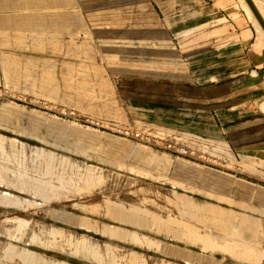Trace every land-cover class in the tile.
<instances>
[{"label":"rangeland","instance_id":"1","mask_svg":"<svg viewBox=\"0 0 264 264\" xmlns=\"http://www.w3.org/2000/svg\"><path fill=\"white\" fill-rule=\"evenodd\" d=\"M4 1L0 15L17 22L29 13L61 9L49 6L54 0L44 6L36 0ZM104 1L81 4L95 10L86 14V60L102 62L106 78L87 76L80 79L84 87L79 79H61L38 96L28 80L15 85L20 79L14 71L0 83V194L9 196L5 203L0 199V264H264V198L257 197L264 194V161L243 154L255 140L239 130L243 116L221 129L206 105H179V98L164 97L157 88L167 82L204 83L210 89L215 82L200 72L213 59L195 60L196 49L175 47L168 32L159 40L152 5L149 14L127 10L144 0H117L113 13H98L107 9ZM71 3L76 6L77 0ZM69 15L77 19L76 13ZM145 23L150 29L141 30ZM7 27L0 30L2 46L7 33L16 32ZM53 29L33 35L40 43ZM74 33L69 32L70 45L77 49ZM127 81L128 94L121 85ZM19 88L24 92L15 91ZM263 104L240 108L253 116ZM230 105L238 107L235 101ZM103 145L112 154V148L123 150H117L121 161L108 156ZM145 147L152 150L149 156L168 154L169 166L143 170L136 162ZM218 179H225L223 185ZM182 193L236 215L204 214ZM206 231L224 243L235 240L234 251L208 249L195 236ZM244 245L259 262L242 257Z\"/></svg>","mask_w":264,"mask_h":264},{"label":"crops","instance_id":"2","mask_svg":"<svg viewBox=\"0 0 264 264\" xmlns=\"http://www.w3.org/2000/svg\"><path fill=\"white\" fill-rule=\"evenodd\" d=\"M21 1L25 4L29 0ZM36 2L37 5L44 6L50 1L36 0ZM53 2L54 4H49L50 7L61 9L43 11L44 13L37 11L34 15L29 13L23 15L18 22L14 18L0 15V30L6 29V26H10L7 29L15 28L16 30V32L7 33L3 46L0 45V83L11 76V71H14L16 72L13 75L14 78L20 79L19 82H15V85L23 87L24 81L28 80L30 85H35L37 95L44 92L42 89L47 91L53 87L55 81L61 83V79L70 77L79 79L78 85L81 84V87H84V80L80 81V79H85L87 76L106 78L109 75L108 70L104 72L102 62L87 61L85 56L86 14L94 13L95 10H87L82 6L81 0H77L76 6L71 3V0H54ZM104 2L108 3L107 9L97 10L98 13L111 14L118 9L117 0ZM253 2L264 18V0H253ZM3 3L7 5L10 2L6 0ZM150 5L158 14L156 29L159 40L165 38L168 32L175 47L188 45L196 49L193 51L196 58L192 57L191 60L193 58L195 60L213 59L206 65L203 70L205 72H200L201 75L204 74L203 77H207V80L215 82L210 89H204V83L183 85L161 82L157 83L158 92L164 97L175 95L179 98V105H206L209 110H212L210 119L216 120L214 125L220 126L221 129L230 127V122L238 118L237 116H243L239 122V130L248 131V134L253 137L252 140L255 139L253 143L243 147V154L258 155L264 161V110L253 113V116H247L246 109L240 108V105H262L264 102V32L262 33L263 29L247 2L245 0H144L141 6H128L127 10L132 8L133 11L139 10L141 14H149L146 10L150 9ZM71 12L77 14L76 20L69 15ZM47 27L62 32L54 35V29L52 32L46 31L42 35L41 42L38 43L40 40L38 35H33L34 32ZM139 28L148 30L150 25L145 23ZM69 32H77L72 36L77 40V49L71 48ZM55 38L60 39V43L57 40L56 47ZM114 72L117 75L122 74L118 70ZM129 84L128 81L121 84L126 94L130 92ZM15 91L24 92L22 88ZM234 101L238 107L230 105ZM212 102L218 104L214 106ZM209 105L212 106L209 107ZM232 110H237L238 115ZM213 111H219V113L214 112V116ZM228 112L231 117L226 116ZM247 127L252 129L249 130ZM140 149L142 154L137 156L136 163L142 165L143 170L150 171L156 168L162 172L161 169L165 168L162 164L169 166L168 154L149 156L151 149L148 150L146 147ZM184 162L179 161L176 166L180 167ZM203 181L206 182V179ZM224 181L225 179H218L216 184L223 185ZM239 186L240 189H246V184L240 183ZM259 193L264 198L263 192ZM189 202L204 207V214L208 210L234 214L230 209L215 203L197 202L192 196H189ZM216 225L219 226V223L217 222ZM232 227L239 228L237 225ZM200 235L202 234L199 232L195 236L200 237ZM207 235L216 238L208 231L205 237ZM207 248L209 249L208 246Z\"/></svg>","mask_w":264,"mask_h":264},{"label":"bare ground","instance_id":"3","mask_svg":"<svg viewBox=\"0 0 264 264\" xmlns=\"http://www.w3.org/2000/svg\"><path fill=\"white\" fill-rule=\"evenodd\" d=\"M246 1V0H245ZM253 12V11H252ZM263 29V28H262ZM260 30H261V28H260ZM262 31V33L264 32V30H261ZM264 34V33H263ZM264 103V102H263ZM264 105V104H263ZM1 144L3 143V142H0ZM15 143V141L13 140V139H11L10 140V145H13ZM104 146V145H103ZM104 149H105V153L108 155V156H112V157H114V158H116V159H118L119 160V162L121 161V157L120 156H118L117 155V150H119L120 152L121 151H123V150H121V149H118V148H112V149H110V150H113V151H115L113 154L112 153H109L108 151H109V149L108 148H106L105 146H104ZM4 193V194H3ZM3 193H1L0 194V199L2 200V202H4L5 203V201H7L8 200V198H9V196L6 194V192H3ZM262 196V194L261 193H259V195L257 196V197H261ZM202 211L204 212L205 211V208L203 207L202 208ZM115 213L116 214H121V216L123 217V215H125V212L124 211H122L121 209H118V208H115ZM61 215V214H60ZM66 215V214H65ZM73 215V214H72ZM79 217V216H78ZM63 218H65V217H63ZM119 218H121V217H119ZM73 219V218H72ZM75 220V219H74ZM78 220H80V219H78ZM139 219H135V221H137V222H140V221H138ZM155 223L157 224V221H155ZM163 226L165 227V228H168L169 227V229L170 228H172V230H177V229H175L174 227H173V224H168V225H166V224H163ZM114 233V232H113ZM231 235H233V234H231ZM199 240L203 243V244H205L206 246H208L209 248H216V249H226V250H228V251H234L233 250V247L234 246H236L237 244H235V243H233V242H231V241H227V242H221V241H219V240H217L216 238H214V237H210L209 235H207L206 237H205V234H203V235H200V237H199ZM236 240H237V238H236ZM244 240V239H243ZM242 242V241H241ZM246 244V243H245ZM243 247V246H242ZM261 254H264V253H261ZM29 255H31V253H27V255L25 254V256H26V258L27 259H30V256ZM257 255V254H256ZM252 248H248V246H246V245H244V254H243V258L244 259H250L251 261H254V262H259V257L258 258H256V259H251L252 258ZM264 256V255H263ZM58 263V262H57ZM58 264H60V263H58Z\"/></svg>","mask_w":264,"mask_h":264},{"label":"water","instance_id":"4","mask_svg":"<svg viewBox=\"0 0 264 264\" xmlns=\"http://www.w3.org/2000/svg\"><path fill=\"white\" fill-rule=\"evenodd\" d=\"M246 2L249 5V7L251 8V10L253 11L255 17L257 18L258 22L260 23L261 27L264 30V18L262 17L260 12L258 11L255 3L253 2V0H246Z\"/></svg>","mask_w":264,"mask_h":264}]
</instances>
